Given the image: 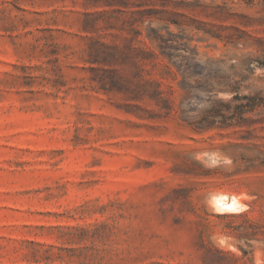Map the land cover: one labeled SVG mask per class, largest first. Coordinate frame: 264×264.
<instances>
[{"label": "rangeland", "instance_id": "obj_1", "mask_svg": "<svg viewBox=\"0 0 264 264\" xmlns=\"http://www.w3.org/2000/svg\"><path fill=\"white\" fill-rule=\"evenodd\" d=\"M142 9L169 113L91 79ZM0 264H264V0H0Z\"/></svg>", "mask_w": 264, "mask_h": 264}, {"label": "trees", "instance_id": "obj_2", "mask_svg": "<svg viewBox=\"0 0 264 264\" xmlns=\"http://www.w3.org/2000/svg\"><path fill=\"white\" fill-rule=\"evenodd\" d=\"M139 13L141 16L137 19L123 20L118 26L111 25L117 31L115 36L123 37L122 43L92 40L87 52V61L95 72L91 79L104 92L124 93L128 98L154 103L169 113L172 109L169 92L173 87L167 84V81L176 80L177 72L166 60L170 56L169 53L161 49L158 51L153 45L157 37L150 32L146 33L150 43L140 38L143 34L140 24L154 12L151 9H142ZM84 29L91 32L95 30V25L86 19ZM150 29L156 32L155 28ZM135 40L140 44L135 45ZM163 85L166 87L163 88ZM239 99L241 96L235 90L233 101Z\"/></svg>", "mask_w": 264, "mask_h": 264}]
</instances>
